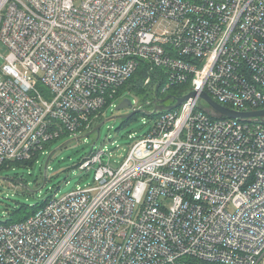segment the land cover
Returning <instances> with one entry per match:
<instances>
[{"label":"built area","instance_id":"obj_1","mask_svg":"<svg viewBox=\"0 0 264 264\" xmlns=\"http://www.w3.org/2000/svg\"><path fill=\"white\" fill-rule=\"evenodd\" d=\"M75 1L0 0V168L78 137L142 65L154 94L132 109L196 95L119 166L92 150V184L0 224V264H264V117L201 98L264 110V0Z\"/></svg>","mask_w":264,"mask_h":264},{"label":"rangeland","instance_id":"obj_2","mask_svg":"<svg viewBox=\"0 0 264 264\" xmlns=\"http://www.w3.org/2000/svg\"><path fill=\"white\" fill-rule=\"evenodd\" d=\"M81 2L82 0H76L75 4L79 6ZM8 53V48L0 41V55L5 57ZM2 66L4 64L0 62V69ZM121 98H128L132 101L142 100L134 92L128 91H125ZM117 106L104 109L103 120L98 124L103 123L100 134L94 133L89 137L81 138L94 129H92L94 123H91L83 130V132L89 131L87 133L78 134V137H62L49 143L47 146L49 154H40L39 162L33 168L0 169V223L6 222L10 212L17 207L42 204L49 197L61 198L74 192L78 187L92 184L94 169L88 173L79 167L92 150L98 151L107 148L108 152L112 154V164L119 166L129 151L131 143L129 135L143 136L147 134L153 126L154 119L142 113L136 114L122 130L118 131L124 120L114 119V117L127 115L131 110L117 111ZM65 144L66 146H64ZM60 147L62 148L59 149ZM55 150L57 152L50 159L46 170V161ZM108 160V156H105L104 161Z\"/></svg>","mask_w":264,"mask_h":264},{"label":"trees","instance_id":"obj_3","mask_svg":"<svg viewBox=\"0 0 264 264\" xmlns=\"http://www.w3.org/2000/svg\"><path fill=\"white\" fill-rule=\"evenodd\" d=\"M146 75V67L145 66H140V68L137 70V72L135 73V75L128 80L120 89L119 92L117 94V97H122L123 94L125 93V91L128 92H134L136 94V96H139L140 98H142V102L146 103L148 101V99L154 94L150 93L147 89H145L142 86V81L145 78ZM42 89V88H41ZM168 95L170 96H177V89L176 88H172ZM158 96H163L161 93V90H159L158 92ZM109 105H107L108 108ZM104 108V109H105ZM103 109V111H104ZM134 118V117H133ZM133 118L129 119V120H124L123 125L120 127L119 130H122L124 126H126L128 124V122L130 120H132ZM103 120V116H100L98 119H96L94 126L92 127L95 128L96 125H98L100 122H102ZM89 131H85L83 133H87ZM48 146V145H47ZM46 146V148H47ZM49 154V152H48ZM39 157L40 154L34 156L32 159L28 160V161H14V162H9L7 163L5 166H3L0 169H10V168H14V169H22V168H33L36 164H38L39 162ZM43 166V164H42ZM80 167V165H79ZM50 197L44 201L42 204H37L34 206H30V205H22L20 207L15 208L12 212H10V214L8 215V219L6 220V222H4L7 225H11L17 222H22L27 220L30 216L34 215L41 207H43L48 201H49ZM4 223H0V224H4Z\"/></svg>","mask_w":264,"mask_h":264},{"label":"water","instance_id":"obj_4","mask_svg":"<svg viewBox=\"0 0 264 264\" xmlns=\"http://www.w3.org/2000/svg\"><path fill=\"white\" fill-rule=\"evenodd\" d=\"M196 95V93H192L189 94L185 97L182 98H176L173 96H168L163 100H155L154 104L155 106V111L151 112V111H147L144 109H132V103L130 99H124L116 108L117 111L120 110H124V109H128L131 110V112L127 115H121V116H117L114 117V119H123V120H129L131 118H133L136 114H145L147 116L153 115L155 112L157 111H170V110H174L178 107H180L184 102H186L189 98L194 97ZM201 98L207 102L213 109H215L217 112L221 113L222 115L232 118V119H241V118H256V117H264V110H259V111H251V112H237L234 110H231L225 106H222L220 104H218L216 101H214L207 93H202L201 94ZM171 100H175V103L172 105H166L167 102L171 101ZM103 124V123H102ZM102 124L98 125L97 127H95L91 132H89L86 136L81 137V138H86L89 137L90 135L94 134V133H98L100 134V129L102 127ZM66 146V144L64 145ZM62 146V147H64ZM62 147H60L59 149H61ZM57 152V150L53 151L45 164V169L47 170V166L48 163L50 161V159L52 158V156Z\"/></svg>","mask_w":264,"mask_h":264}]
</instances>
